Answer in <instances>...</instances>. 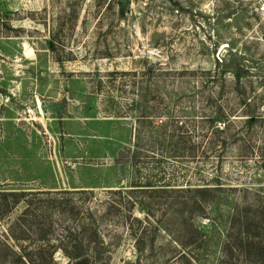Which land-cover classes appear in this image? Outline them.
<instances>
[{"label": "rangeland", "instance_id": "1", "mask_svg": "<svg viewBox=\"0 0 264 264\" xmlns=\"http://www.w3.org/2000/svg\"><path fill=\"white\" fill-rule=\"evenodd\" d=\"M183 211L203 263L242 231L230 263L264 264V0H0V246L77 264L61 248L91 215L95 264H191L155 230Z\"/></svg>", "mask_w": 264, "mask_h": 264}, {"label": "trees", "instance_id": "2", "mask_svg": "<svg viewBox=\"0 0 264 264\" xmlns=\"http://www.w3.org/2000/svg\"><path fill=\"white\" fill-rule=\"evenodd\" d=\"M183 139L184 136L175 135V133H162L159 136H155V150L161 149L166 153L169 152L170 148L176 152V150L183 145V143V148H186L185 142L187 141H181ZM190 148L195 151L196 145L193 144ZM159 181L166 182L165 177H161ZM136 187L140 186L136 185ZM145 187H151V185H147ZM19 201V199L15 200L13 205L19 203ZM201 201L202 199L194 201L191 207L189 199L182 201L181 203L176 202V205L180 204L184 209L190 208L191 210H194L197 207V204L201 203ZM89 218L92 220L90 223L88 221V217L85 219H79L75 235L73 238L69 236V240H71V242H75V244L72 245L69 243V245H62L61 248V252L64 256H66L69 261H76L77 264L100 263L104 260L103 255L107 252V247L104 243L98 242L102 239L98 236V232L95 229V226L97 225L96 222L94 223L93 221L94 218L91 215ZM192 219H194L193 216L191 217V215H185V211H183L182 213L176 214L167 219L170 221L168 223L166 222V224H163L162 221L155 223V230L164 228L165 231L170 233L171 227L175 225L177 227L176 233L179 235V239H173L176 246L173 248L174 254L172 253V255H174V257L172 259H174V261H190L191 264H205L202 260L207 257L205 254V252H207L206 240L202 237L200 229L193 224ZM246 219L247 220L244 225L248 232L251 229V222L248 218ZM134 221H137L139 227L144 223L136 219ZM89 232L90 235L88 236ZM242 235H244L243 232H239L238 239L242 241V243L237 244V247H232L228 245V243H224L220 246L219 252H217V250L214 251L215 254L218 253L216 264H231L230 260L233 259L234 255L246 258V254L248 256L251 254L250 252L252 249L250 248V245L252 243V239L246 237L245 241H243ZM5 237L8 239L15 238L13 233L10 232H6ZM230 237L231 236L227 234L225 237L226 242L227 238ZM85 238L88 239L89 244L91 242V238H94L95 245H93V247L84 245L83 242ZM15 240H17V238H15ZM16 248L17 249L7 243L2 244V247L0 246V264H55L53 262V255L55 252L53 247L48 246L47 248L46 246H39L36 249H29V247L19 246ZM138 251L139 253L142 252L140 249H138Z\"/></svg>", "mask_w": 264, "mask_h": 264}, {"label": "water", "instance_id": "3", "mask_svg": "<svg viewBox=\"0 0 264 264\" xmlns=\"http://www.w3.org/2000/svg\"><path fill=\"white\" fill-rule=\"evenodd\" d=\"M124 3H127V0H123Z\"/></svg>", "mask_w": 264, "mask_h": 264}]
</instances>
